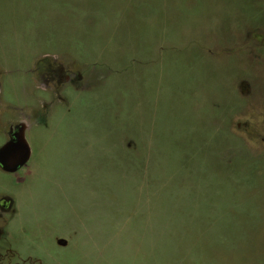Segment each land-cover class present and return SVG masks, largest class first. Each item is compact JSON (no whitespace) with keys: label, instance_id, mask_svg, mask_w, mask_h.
I'll return each mask as SVG.
<instances>
[{"label":"rangeland","instance_id":"1","mask_svg":"<svg viewBox=\"0 0 264 264\" xmlns=\"http://www.w3.org/2000/svg\"><path fill=\"white\" fill-rule=\"evenodd\" d=\"M20 124L0 264H264V0H0Z\"/></svg>","mask_w":264,"mask_h":264},{"label":"water","instance_id":"2","mask_svg":"<svg viewBox=\"0 0 264 264\" xmlns=\"http://www.w3.org/2000/svg\"><path fill=\"white\" fill-rule=\"evenodd\" d=\"M29 158L30 148L24 137V126L20 125L13 138L0 148V167L5 172H15L23 167Z\"/></svg>","mask_w":264,"mask_h":264},{"label":"flooded vegetation","instance_id":"3","mask_svg":"<svg viewBox=\"0 0 264 264\" xmlns=\"http://www.w3.org/2000/svg\"><path fill=\"white\" fill-rule=\"evenodd\" d=\"M50 61H52V60H50ZM52 62H54V61H52ZM52 62H49L50 65H47L48 67L47 66H43V67L39 66L38 68H34V70H36V72H38V73L40 72V70H43L45 68L47 69L46 72H41L38 75L39 76V80L41 82L39 84V88L41 90H46L48 85H49V83H50V81H52V79L54 77L56 78V80L58 82H65V81H69L70 80V75L69 74H63V75L60 74L58 72V70H59L58 68L59 67L57 65L52 66V64H56V63H52ZM38 69H40V70H38ZM20 125H23V124H20ZM20 125L15 126V127L13 126V127H11L9 129V131H8V140L7 141H9V140H11L13 138L14 133L18 131ZM24 130H25V126H24ZM0 169H1V167H0ZM12 205H13V201L10 200V199L4 198V199H1V201H0V208L2 210H4V211H10ZM10 251L11 250H9L8 252H10Z\"/></svg>","mask_w":264,"mask_h":264},{"label":"bare ground","instance_id":"4","mask_svg":"<svg viewBox=\"0 0 264 264\" xmlns=\"http://www.w3.org/2000/svg\"><path fill=\"white\" fill-rule=\"evenodd\" d=\"M8 173V172H7ZM10 173H12V172H10Z\"/></svg>","mask_w":264,"mask_h":264}]
</instances>
